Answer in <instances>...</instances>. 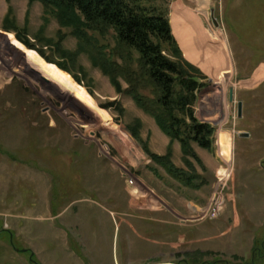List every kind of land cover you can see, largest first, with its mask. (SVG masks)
<instances>
[{"label":"rangeland","instance_id":"374dc122","mask_svg":"<svg viewBox=\"0 0 264 264\" xmlns=\"http://www.w3.org/2000/svg\"><path fill=\"white\" fill-rule=\"evenodd\" d=\"M211 9L218 27L212 23ZM186 19L194 22V28ZM169 20L186 60L214 80L198 93L194 105L196 118L214 128L211 150L191 145L201 164L184 157L177 141L170 143L128 95L115 91L109 78L92 65L90 49L81 48L71 30L60 27L42 4L0 0V264H40L26 250L27 236L21 241L16 230L40 211L42 186H52L57 208L78 195L75 185L90 179L117 180L122 189L119 175L126 185L139 187L160 202L167 193L200 205L188 203V216L175 215L187 227L139 221L145 234L163 243L166 232L172 233V257L167 251L171 264H264V80H239L241 74L264 69V0H171ZM5 30L19 33L52 62H44ZM95 37L106 52L116 44L112 31ZM223 42L241 73L238 76L230 69ZM57 62L65 63L81 84ZM119 82L127 88L123 79ZM128 128L137 131L138 140L158 156L170 147L172 164L198 176L194 184L202 182L201 186L192 189L168 176ZM90 165L96 169L107 165L108 170L95 177ZM100 201L97 205L108 208L92 206L93 227H106V264H117L123 258L129 221L112 217L111 204L105 198ZM99 214L105 222H95ZM156 217L165 219V214ZM195 249L211 254L201 257ZM132 252L141 264L162 260L159 245L149 251L141 242Z\"/></svg>","mask_w":264,"mask_h":264},{"label":"trees","instance_id":"16d2710c","mask_svg":"<svg viewBox=\"0 0 264 264\" xmlns=\"http://www.w3.org/2000/svg\"><path fill=\"white\" fill-rule=\"evenodd\" d=\"M27 1L42 4L60 27L69 28L80 47L90 49L92 65L109 78L115 91L128 95L139 109L153 119L159 131L170 139V143L177 141L184 157H190L201 164L191 145L211 150L214 128L196 118L194 105L198 93L207 89L212 82L200 69L183 58L178 47V37L175 35L177 44L170 25L171 0ZM5 31L14 34L27 49H34L44 62H52L43 51L35 49L16 31ZM110 31L114 34L116 44L106 52V47L99 43L95 34L103 38ZM116 56L121 64H118ZM55 64L81 84L82 80L65 63ZM60 72L73 86L71 78ZM119 79L127 84L126 89H122ZM110 106L112 104L105 108L109 109ZM118 111L122 113L123 110L119 107ZM136 123L139 127V121ZM128 129L150 160L168 176L192 189L201 186L202 182L194 184L198 176L187 174L172 164L170 147L164 156H158L138 140L137 131Z\"/></svg>","mask_w":264,"mask_h":264},{"label":"crops","instance_id":"0c3cea01","mask_svg":"<svg viewBox=\"0 0 264 264\" xmlns=\"http://www.w3.org/2000/svg\"><path fill=\"white\" fill-rule=\"evenodd\" d=\"M173 5L174 3L172 4V7ZM201 26L205 29L202 19ZM172 34L177 43L173 30ZM224 47L230 63V69L234 68L236 72L235 75L239 74L240 71L231 61L232 57L229 48L226 47L225 44ZM180 51L183 55L181 49ZM184 59L186 60L185 57ZM241 75L242 76L239 77L241 82H251L256 80L260 83L262 79L264 80V69L255 70L254 72L249 73L248 76ZM258 77L260 78L258 79ZM208 78L211 81H214L212 78ZM88 168H91L89 169L91 171L96 170V172H100V174L97 173V176L95 172V177L103 175L102 172L108 170L107 165L104 166V169H96L93 168L92 165ZM148 169L154 174V168H152L150 164H148ZM117 177L122 180V189H119L118 182H116L117 180L105 179L103 181H98L88 178L90 180L75 185V188H80V190L73 200L71 198L66 205L61 204L57 208L54 207L55 201L51 198L52 186L49 184L45 187L42 186L39 190V200L41 204L38 210L40 211H38L37 216L28 217L26 222L24 220V224L16 230V234L22 236L21 241L23 240V236H27L25 244L28 247L26 250H30V257L33 255L40 264H106L107 252L104 243L107 237V229L106 227H93V216L95 213L91 210L92 206L101 207L104 205H97V203L99 204L101 202L100 200L105 198L107 200L106 202L111 204L110 214L112 217H121L122 219H127L129 221L126 224L128 229L124 240L126 246L123 252V258L122 261H118L117 264H141L139 263V259H133L134 254L132 252L134 247L141 244V242L144 243V245H147L149 251L151 247L156 248V246L159 245L162 260L150 264H171V252L173 249L172 233H170V231L168 233L166 232L163 243L160 239L157 240L155 236L151 237V233L149 235L145 234V231L142 230L139 225V221L148 219L149 222H156L159 224L165 223L166 225L168 223V226L170 227L173 225L187 227V225L184 224L185 222L178 221V218L176 217L177 214L188 216V203H194L198 208H201L200 205L195 203V201L180 198L178 195H167V193L165 196L161 195L163 201L161 200L162 202H160L155 197L148 195V192L141 191V188L126 185V181L121 175ZM151 184H153V182ZM125 190L127 196L124 194ZM151 190L154 189L152 188ZM134 191H137V194H134ZM93 200H97L96 203L93 202ZM179 200H181L182 205ZM177 203L180 204L179 207L176 206ZM169 204H171V206ZM104 206L106 207V205ZM54 208L56 212L54 211V213H52ZM67 208L69 209L65 212ZM107 208L108 207H106V209ZM71 209L73 212H69ZM179 209H181V211ZM162 213L165 214V219H162V217H156L157 214L162 215ZM32 222L35 224L33 225ZM95 222H105V219L99 214L96 217ZM24 245L22 246L25 247ZM167 251L171 256L170 259L167 257ZM194 251L195 254L201 257L211 254L204 249H195ZM178 254L179 253H177V255Z\"/></svg>","mask_w":264,"mask_h":264},{"label":"water","instance_id":"95a60500","mask_svg":"<svg viewBox=\"0 0 264 264\" xmlns=\"http://www.w3.org/2000/svg\"><path fill=\"white\" fill-rule=\"evenodd\" d=\"M210 17H211V20H212V23L215 27H218V22L217 20L214 18V15H213V10L211 9L210 10ZM29 50H33V49H29ZM34 51V50H33ZM52 64V63H51ZM229 99L232 100V90H230V95H229ZM241 116V103L238 102L237 103V117L240 118ZM240 137H247V134L245 133H241L239 134Z\"/></svg>","mask_w":264,"mask_h":264},{"label":"bare ground","instance_id":"6f19581e","mask_svg":"<svg viewBox=\"0 0 264 264\" xmlns=\"http://www.w3.org/2000/svg\"><path fill=\"white\" fill-rule=\"evenodd\" d=\"M187 20V19H186ZM188 22H189V24L191 25V27H193L194 28V22L192 21V20H187ZM178 32H179V30H178ZM187 43V42H186ZM183 47V46H182ZM190 56H191V54H190Z\"/></svg>","mask_w":264,"mask_h":264},{"label":"built area","instance_id":"2783aa9c","mask_svg":"<svg viewBox=\"0 0 264 264\" xmlns=\"http://www.w3.org/2000/svg\"><path fill=\"white\" fill-rule=\"evenodd\" d=\"M128 184H129V185H133V182H132V181H128Z\"/></svg>","mask_w":264,"mask_h":264}]
</instances>
